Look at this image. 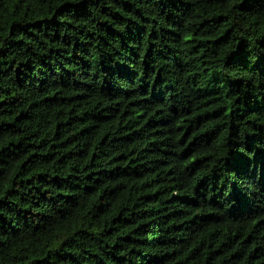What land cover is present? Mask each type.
I'll list each match as a JSON object with an SVG mask.
<instances>
[{"label": "trees", "instance_id": "trees-1", "mask_svg": "<svg viewBox=\"0 0 264 264\" xmlns=\"http://www.w3.org/2000/svg\"><path fill=\"white\" fill-rule=\"evenodd\" d=\"M0 264H264V0H0Z\"/></svg>", "mask_w": 264, "mask_h": 264}]
</instances>
